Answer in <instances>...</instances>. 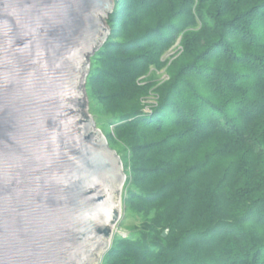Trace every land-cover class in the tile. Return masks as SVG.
Here are the masks:
<instances>
[{
    "label": "trees",
    "instance_id": "trees-1",
    "mask_svg": "<svg viewBox=\"0 0 264 264\" xmlns=\"http://www.w3.org/2000/svg\"><path fill=\"white\" fill-rule=\"evenodd\" d=\"M113 1L88 80L132 154L128 202L158 213L103 264H264V0ZM177 41L144 112L136 82Z\"/></svg>",
    "mask_w": 264,
    "mask_h": 264
},
{
    "label": "water",
    "instance_id": "water-1",
    "mask_svg": "<svg viewBox=\"0 0 264 264\" xmlns=\"http://www.w3.org/2000/svg\"><path fill=\"white\" fill-rule=\"evenodd\" d=\"M112 11L0 0V264H100L110 247L126 176L85 112L83 77Z\"/></svg>",
    "mask_w": 264,
    "mask_h": 264
},
{
    "label": "rangeland",
    "instance_id": "rangeland-1",
    "mask_svg": "<svg viewBox=\"0 0 264 264\" xmlns=\"http://www.w3.org/2000/svg\"><path fill=\"white\" fill-rule=\"evenodd\" d=\"M113 7H114V1ZM106 25L109 29V35L108 39L110 38L111 32L110 27L108 26V19H106ZM107 39V40H108ZM107 40L104 42V44L107 42ZM179 42V41H177ZM104 44L102 46H104ZM102 46L89 58L87 65H85V73L83 77V83H84V91L86 96V107L85 112L90 116L92 119L94 126L97 130L101 132V134L104 136L108 147L116 152L118 157L120 158V161L122 163L123 172L126 176L125 182L122 185L121 193H120V202H121V215L120 219L114 226L111 237H110V248L114 246L115 240H125L128 239L132 232H137L140 230L142 225H146L150 228V224L153 221V219L156 217L157 213L154 210H149L147 207H140L134 202H128V192L131 188L139 187L140 184L136 183L135 179L137 173L133 170V159L132 154L130 153V150L128 147L124 145L123 142L119 141L118 138L115 136L114 132V125L111 124L109 120H106L104 117V106L96 99V94L92 88H90V82L88 80V77L90 74L96 75V72H94V64L93 57H95V54L98 53V51L102 48ZM176 43L168 49L164 55L161 57L160 61L164 65L163 67L157 69L150 67L148 69V74L140 77L137 80V85L144 86L147 82H152V89L147 93V97H142L140 102L142 106V110L144 112H150L153 107H155L158 103V98L154 93H156V87L158 85H162L165 82H168L170 79L169 74V67L172 65V63L177 62L181 55L180 52H173V49L175 48ZM96 71V70H95ZM154 77L149 78V77ZM152 79V80H151ZM151 80V81H150ZM154 81V82H153ZM168 232L164 239H167L172 237L173 231L171 232L169 229H166ZM150 233L148 234V237L152 238L154 241H157L158 238L160 239V233L159 231L152 232H146ZM147 235V234H146ZM104 253V255L100 259V264L104 263L105 255L108 253Z\"/></svg>",
    "mask_w": 264,
    "mask_h": 264
},
{
    "label": "built area",
    "instance_id": "built-area-1",
    "mask_svg": "<svg viewBox=\"0 0 264 264\" xmlns=\"http://www.w3.org/2000/svg\"><path fill=\"white\" fill-rule=\"evenodd\" d=\"M174 52H180L181 53V47L179 45V42L176 43V46L173 49V52L171 54H173Z\"/></svg>",
    "mask_w": 264,
    "mask_h": 264
}]
</instances>
